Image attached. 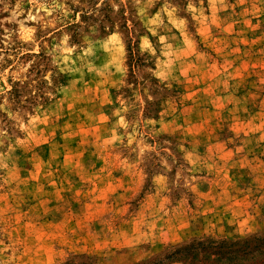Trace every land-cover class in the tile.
<instances>
[{
    "label": "rangeland",
    "instance_id": "rangeland-1",
    "mask_svg": "<svg viewBox=\"0 0 264 264\" xmlns=\"http://www.w3.org/2000/svg\"><path fill=\"white\" fill-rule=\"evenodd\" d=\"M0 264H264V0H0Z\"/></svg>",
    "mask_w": 264,
    "mask_h": 264
}]
</instances>
